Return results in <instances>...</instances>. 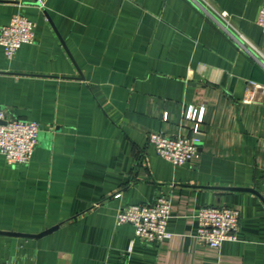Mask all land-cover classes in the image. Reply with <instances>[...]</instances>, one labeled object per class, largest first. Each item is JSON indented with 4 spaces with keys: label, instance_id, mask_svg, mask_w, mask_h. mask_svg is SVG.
Instances as JSON below:
<instances>
[{
    "label": "crops",
    "instance_id": "crops-1",
    "mask_svg": "<svg viewBox=\"0 0 264 264\" xmlns=\"http://www.w3.org/2000/svg\"><path fill=\"white\" fill-rule=\"evenodd\" d=\"M263 6L0 0V27L36 24L12 60L0 46V113L41 126L27 165L0 154V264H264V68L235 41L264 52ZM188 105L205 106L199 156L175 167L149 138L190 137ZM159 198L170 239L116 224ZM223 205L241 213L237 240L199 244L197 214Z\"/></svg>",
    "mask_w": 264,
    "mask_h": 264
},
{
    "label": "built area",
    "instance_id": "built-area-1",
    "mask_svg": "<svg viewBox=\"0 0 264 264\" xmlns=\"http://www.w3.org/2000/svg\"><path fill=\"white\" fill-rule=\"evenodd\" d=\"M196 1V0H193ZM44 8L45 0H36ZM224 22L230 23L227 12H219ZM257 24L264 30V6L260 10ZM36 24L22 14L12 17L9 25L0 27V46L5 56L12 60L24 44H33L36 40ZM235 41L240 48L248 52L264 68V52L250 43L244 36ZM246 43V44H245ZM248 45V46H247ZM255 88H260L254 84ZM184 118L193 124L190 137H170L164 133L150 134V143L156 153L175 167L191 163L199 156V143L202 124L205 117V106L188 105ZM41 126L38 122L9 118L0 113V154L11 165H27L37 146ZM172 205L167 198H159L153 204L130 205L116 213L118 226L131 224L135 227L136 237L144 242H163L172 237L168 231ZM198 231L196 241L211 248H220L227 241L237 240L241 213L228 206L203 207L197 214Z\"/></svg>",
    "mask_w": 264,
    "mask_h": 264
},
{
    "label": "water",
    "instance_id": "water-1",
    "mask_svg": "<svg viewBox=\"0 0 264 264\" xmlns=\"http://www.w3.org/2000/svg\"><path fill=\"white\" fill-rule=\"evenodd\" d=\"M45 13H46V11H45ZM46 14H47V13H46ZM52 230H53V229L46 230L45 232H42L41 234L35 235L34 237H41V236H43V235H45V234L51 232Z\"/></svg>",
    "mask_w": 264,
    "mask_h": 264
}]
</instances>
